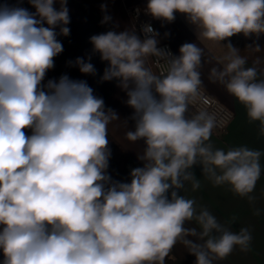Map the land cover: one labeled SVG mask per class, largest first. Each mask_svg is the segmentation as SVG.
I'll return each mask as SVG.
<instances>
[{
	"label": "clouds",
	"instance_id": "clouds-1",
	"mask_svg": "<svg viewBox=\"0 0 264 264\" xmlns=\"http://www.w3.org/2000/svg\"><path fill=\"white\" fill-rule=\"evenodd\" d=\"M21 3L0 0V264H165L178 242L194 264L248 251V227L233 231L231 221L182 194L187 185L201 188L199 167L213 186L228 185L252 202L264 171V152L214 146L216 117L191 110L203 85V48L185 42L174 54L151 22L120 30L100 4L108 30L91 35L90 52L66 65L96 77L98 56L106 65L99 82L114 81L125 94L132 110L125 138L142 143L141 166L116 179L108 126L118 113L86 79L48 77L64 51L60 37L71 32L68 0ZM143 12L161 27L179 14L196 38L227 49L210 79L264 135V73L229 40L264 33V0H147ZM150 58L163 70L154 72Z\"/></svg>",
	"mask_w": 264,
	"mask_h": 264
},
{
	"label": "crops",
	"instance_id": "crops-1",
	"mask_svg": "<svg viewBox=\"0 0 264 264\" xmlns=\"http://www.w3.org/2000/svg\"><path fill=\"white\" fill-rule=\"evenodd\" d=\"M6 2L16 5L20 3V0H6ZM100 2L108 4L109 14L112 15L115 22L119 23L120 30H123L124 28H133L128 8L139 5L144 9L147 0H100ZM20 6L30 8L27 0H23ZM68 7L71 17L69 24L71 32L68 37H60L64 51L56 58L55 69L48 73V77H59L62 73H67L72 78L86 79L89 85L94 88L96 95L103 97L106 106L113 108L120 117L108 126V136L128 154L132 161L129 170L141 166L137 154L142 151V143H132L125 138V133L132 127V121L128 120L132 110L124 103L125 94L116 87L114 81L99 82V74H102L106 65L99 60L98 56L93 57L92 62L98 70L96 77L82 76L77 69L69 68L66 65L68 60L88 54L91 50L89 37L108 30L109 26L101 25L102 17L86 3L79 0H68ZM151 21L156 30L161 33V42H169L175 54H178L179 46L185 42H194L203 48L202 87L234 112V117L225 133L213 131L211 142L214 146L227 149L246 145L249 148L264 152V135L259 132L258 122L250 123L243 105L229 94L222 84L210 79L211 68H221L226 62L224 56L227 49L217 42L196 38L192 28L179 14H177L174 23L163 27H161L160 21L152 19ZM165 32L170 33L166 38L163 35ZM253 65L248 60L247 66ZM261 164L264 167V157L261 158ZM109 171L114 178L123 180L112 160H110ZM194 173L201 180V188L193 192L191 186L187 185V191L182 192V194L189 198H195L199 205L207 207L221 222L231 221L233 231H239L241 227H248L252 234V242L248 251H241L237 247L228 257L218 261L217 264H264V171L256 183L254 192L251 193L255 197L252 202H249L246 197L242 198L233 193L228 185L213 186L211 182L201 176L199 167L194 168ZM188 226L196 227L194 222ZM194 260L195 257L188 253L187 248L182 243L178 242L165 258V264H194Z\"/></svg>",
	"mask_w": 264,
	"mask_h": 264
},
{
	"label": "trees",
	"instance_id": "trees-1",
	"mask_svg": "<svg viewBox=\"0 0 264 264\" xmlns=\"http://www.w3.org/2000/svg\"><path fill=\"white\" fill-rule=\"evenodd\" d=\"M89 5L99 16L102 17L100 10V0H79ZM232 45L240 50V55L244 56L253 63L262 73H264V33L256 35L253 34L245 37L243 34L235 35L229 38ZM227 41H225L226 43ZM259 46V48H257ZM259 63H256V62ZM111 142L112 158L115 168L124 179L128 178L129 167L132 161L128 154L125 153L118 144H116L111 137L108 136Z\"/></svg>",
	"mask_w": 264,
	"mask_h": 264
},
{
	"label": "built area",
	"instance_id": "built-area-1",
	"mask_svg": "<svg viewBox=\"0 0 264 264\" xmlns=\"http://www.w3.org/2000/svg\"><path fill=\"white\" fill-rule=\"evenodd\" d=\"M128 11L132 18L133 27L136 26L137 29H139L141 23L151 22L153 27L156 29L151 19L144 14L141 6H130L128 8ZM161 46H167L175 54L173 47L169 42H161ZM148 64L149 67H151L153 71L157 73L162 71L164 68L163 64L157 66L154 62V58H150ZM190 107L193 112L199 110H206L210 114L214 115L217 120V127L214 129V131L221 133H225L227 131L234 117V112L229 107H227L223 102L211 95L203 87L201 88L200 96Z\"/></svg>",
	"mask_w": 264,
	"mask_h": 264
}]
</instances>
